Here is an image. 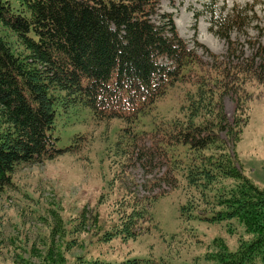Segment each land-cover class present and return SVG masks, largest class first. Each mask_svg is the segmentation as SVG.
<instances>
[{
  "label": "trees",
  "instance_id": "trees-1",
  "mask_svg": "<svg viewBox=\"0 0 264 264\" xmlns=\"http://www.w3.org/2000/svg\"><path fill=\"white\" fill-rule=\"evenodd\" d=\"M162 1L23 0V8L14 11L0 0V192L20 166L70 149H59L54 135L58 104L87 108L98 120L121 119L130 126L186 83L192 88L186 91L184 117L148 134L149 146L138 145L136 135L133 144L144 160H159L165 168L159 182L171 192L186 183L196 190L209 212L192 216L214 223L235 220L252 237L240 240L235 251L222 244L211 261L264 264V189L244 175L222 138L226 134L235 145L240 140L242 126L230 125L223 99L235 94L241 113L246 81L264 85V48L231 60L238 49L233 50L230 34L248 16L238 9L219 13L216 5L222 0H210L205 9L212 31L229 43V50L223 58L211 54L213 63H205L180 36L173 16L159 12ZM126 192L113 203L117 221L115 231L105 233L108 241L119 234L136 239L153 203L168 195L138 198ZM186 208L180 207L184 221ZM118 264L157 263L135 258Z\"/></svg>",
  "mask_w": 264,
  "mask_h": 264
},
{
  "label": "rangeland",
  "instance_id": "rangeland-1",
  "mask_svg": "<svg viewBox=\"0 0 264 264\" xmlns=\"http://www.w3.org/2000/svg\"><path fill=\"white\" fill-rule=\"evenodd\" d=\"M3 1L14 11L23 8V0ZM209 3L163 0L159 12L171 14L189 48L212 64L211 54L227 56L229 43L212 31L205 9ZM216 8L226 14L238 9L248 16L230 34L233 50L238 49L231 60H243L242 53L251 57L262 52L264 0H222ZM190 88L186 83L176 85L130 126L121 119L98 120L87 108L58 104L54 135L59 138V149H70L55 159L20 166L12 184L0 192V264H92L95 260L118 264L135 258L157 264H217L209 258L222 244L235 251L240 240H252L235 220L214 223L192 216L209 212L196 190L186 183V188L183 184L171 192L159 182L165 173L159 160H144L139 146L133 144L136 135L138 145L149 146L148 134L184 117ZM244 88L241 113L235 94L223 99L230 125L236 122L242 126L240 140L235 145L226 134L222 138L230 151H235L244 175L264 189V85L248 80ZM127 190L138 198L163 191L168 195L153 203L143 233L136 239H123L119 234L108 241L105 233L112 231L117 221L113 203ZM183 205L188 206L186 221L180 218Z\"/></svg>",
  "mask_w": 264,
  "mask_h": 264
}]
</instances>
